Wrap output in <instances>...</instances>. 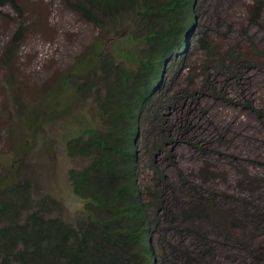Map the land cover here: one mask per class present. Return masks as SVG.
Here are the masks:
<instances>
[{"label":"rangeland","instance_id":"374dc122","mask_svg":"<svg viewBox=\"0 0 264 264\" xmlns=\"http://www.w3.org/2000/svg\"><path fill=\"white\" fill-rule=\"evenodd\" d=\"M15 2L20 15L0 7V193L26 184L31 212L73 226L85 201L68 173L89 160L70 158L66 143L83 128L102 129L104 70L135 71L149 50L130 12L95 25L65 0ZM196 17L208 51L189 48L172 72L176 99L140 128L142 141L167 138L139 166L143 186L159 178L152 161L168 180L154 255L158 264H262L264 0H197Z\"/></svg>","mask_w":264,"mask_h":264},{"label":"trees","instance_id":"16d2710c","mask_svg":"<svg viewBox=\"0 0 264 264\" xmlns=\"http://www.w3.org/2000/svg\"><path fill=\"white\" fill-rule=\"evenodd\" d=\"M196 1L65 0L73 12L95 25L103 18L132 13L149 53L136 61L135 71L104 70L108 83L99 103L102 129L83 128L66 143L70 158L89 160L68 173L73 193L85 201V219L71 226L31 212L26 184L3 190L0 264H158L152 241L159 234L161 186L168 185V180L152 161L149 169L159 178L154 186H143L139 166L142 152L154 160L167 138L154 134L153 141H142L140 128L151 126L176 99L178 94L168 96L174 83L172 72L181 68L189 48L208 51V37L195 30ZM6 4L20 15L15 0L0 1V7ZM262 10L258 2L254 23ZM21 36L18 29L14 42ZM228 67L230 72L233 68ZM261 70L264 73V67ZM242 107L260 115L248 103Z\"/></svg>","mask_w":264,"mask_h":264}]
</instances>
